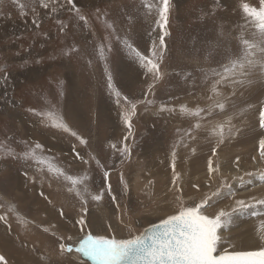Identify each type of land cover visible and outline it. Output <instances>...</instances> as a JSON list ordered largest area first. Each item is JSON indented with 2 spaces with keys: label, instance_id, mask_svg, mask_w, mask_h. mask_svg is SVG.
Instances as JSON below:
<instances>
[{
  "label": "rangeland",
  "instance_id": "obj_1",
  "mask_svg": "<svg viewBox=\"0 0 264 264\" xmlns=\"http://www.w3.org/2000/svg\"><path fill=\"white\" fill-rule=\"evenodd\" d=\"M62 3L63 0H59V4ZM77 3L89 18L87 29L77 23L73 13L60 9L59 4L56 13L37 6L39 27H36L30 10L22 16L13 0H0V67L10 73L5 79L0 72V143L19 154L32 143L40 142L45 154L54 157L68 174L86 172V183L91 191L98 194L104 189V195L100 202L89 200L87 212L81 213L80 201L66 191L63 180L41 177L31 160L24 161L18 155L16 158L0 155V214L14 205L29 221L21 225L9 214L7 225L0 222V255H4L9 264H45L49 260L51 264H87L90 260L82 254H61L56 239L71 236L75 240L80 232L75 221L81 214L87 221V231L127 238L130 233L138 234L143 227L173 214L178 196H182L185 203L199 202L204 195L215 191L223 178L232 184L235 199L249 196L264 199V183L259 181L258 175H245L264 172V162L259 159V139L264 137V130L258 124L264 87L257 83L250 89L237 91L226 112L216 110L203 120L180 112L181 105L194 110L211 103L207 99L211 95V81H205L204 75L217 66L219 57L205 59L210 50L209 42L219 40L222 47L230 46L237 52L241 32L245 38H250L252 31L250 27H241L244 19L240 5L249 3L258 7L259 0H170L159 81L154 82L152 74L131 62L121 45L112 41V51H106V63L114 82L133 102H138L127 141L132 146L130 159H122L108 147L112 143L119 145L128 130L120 116L122 110L106 88L105 61L99 59L97 46L107 44L103 37L109 30L104 20L97 18L96 10L99 9L102 16L106 14L119 35H127L142 51L151 48L153 42L159 45L158 31H152L154 18L146 20L133 11L140 0H77ZM128 12L133 14L132 23L127 19ZM57 21L68 24L65 33H60ZM73 45L78 51L63 55V51ZM150 84H154L151 91ZM221 90L225 96L231 91ZM148 100L153 103H147ZM53 106L88 140L87 146L66 133L45 127L39 116L28 111H44ZM162 107L174 111H161ZM233 112H242L232 121L239 132L218 149L213 159L220 166V172L208 187L207 161L215 139L204 129L225 120ZM197 122L202 128L194 129L197 139L189 141L184 132ZM173 147L176 149L175 170L180 174L177 183L182 192L172 183ZM77 152L85 159L95 155L105 165V170L109 171L106 183L100 167L94 161L90 165L83 164ZM238 156L239 171L236 168ZM233 176H243L244 184L233 180ZM250 179L254 185L248 184ZM108 185L111 195L107 192ZM193 185H199V190ZM233 204L234 199L226 196L208 208L207 214H214L219 208L228 209ZM257 210L264 212V209ZM260 220H264V216L252 217L249 213L237 216L232 226L219 232L221 250H231L230 245L238 250L258 246L256 230ZM43 228L50 231L44 232ZM52 232L56 236H52ZM76 255L84 260H78Z\"/></svg>",
  "mask_w": 264,
  "mask_h": 264
},
{
  "label": "snow or ice",
  "instance_id": "obj_2",
  "mask_svg": "<svg viewBox=\"0 0 264 264\" xmlns=\"http://www.w3.org/2000/svg\"><path fill=\"white\" fill-rule=\"evenodd\" d=\"M13 2L17 4L20 15L26 16L28 10L32 12V23L36 27H39L37 6L49 10L51 13H56L58 11L57 4H59V0H26L23 3L20 0H13ZM240 7L244 19V25L241 27L252 29L250 38H245L244 32H241L238 38L240 47L237 52H234L230 46L222 47L219 40L215 43L209 42L210 50L206 53L205 59L219 57L216 60L217 66L209 69L204 75L205 81H211V95L207 97L211 103L206 108L197 107L194 110L181 105L180 112L182 114L200 117L203 120L211 117L216 110H219L220 113L226 112L230 100L236 96L237 91L250 89L257 83L264 87V0H259L258 7L249 3H243ZM59 8L67 9V11L73 13L77 23H82L84 28L90 27L89 18L82 13L77 0H63V3L59 4ZM141 9H143L142 12ZM133 11L140 13L146 20L154 18L155 28L152 31H158L159 45L153 42L151 48L142 51L127 35L124 37L119 35L115 24L106 19V14L102 16L100 10H96L97 17L104 20V26L109 30L108 34L103 37L107 44L101 43L97 46L99 59L105 61L106 88L109 95L114 97L118 108L122 110L120 116L128 130V135H125L119 145L112 143L108 147L118 153L122 159H130L131 157L132 146L127 141L132 132V118L136 115L138 102H133L128 95H125L116 86L112 72L106 63V51L111 52L112 41H117L131 62L137 64L146 73L152 74L154 82L161 80L160 61L166 46L165 36L168 35L166 26L169 20L170 0H154V2L153 0H140L139 6H134ZM126 16L129 23L134 22L131 12L126 13ZM57 22L60 25V33H65L68 24L62 21ZM219 35L221 37L224 35L222 30ZM77 51L78 49L73 45L64 50L63 55L70 56ZM25 64H27V61H25ZM0 72H3L5 79L10 75L2 67H0ZM153 87L154 84H150L149 90L151 91ZM222 88L231 91L225 96L221 90ZM61 95H63L62 92ZM144 95L147 97L148 93L146 92ZM147 103L151 104L153 101L148 100ZM165 110L174 111V109L161 108V111ZM28 111L39 116L45 127L66 133L74 137L81 145H88V140L75 131L54 106L44 111H37L36 109H29ZM241 115L242 112H233L225 120L214 124L211 128L204 129L208 136L215 139V144L211 147V156L207 161L208 187H211L213 179L220 172V166L214 163L213 158L218 155V149L221 145L238 134L239 129H234L232 121ZM258 115L259 128L264 130V103L260 104ZM201 128L202 125L197 122L184 132V137L189 141H195L197 137L193 135V131ZM185 146L187 147V144ZM73 151H75V147H73ZM192 151L195 152V149L193 148ZM0 155L12 156L13 158L18 155L24 161L31 160L35 170L41 174V177L47 176L49 180L56 181L63 180L67 185L66 191L80 201L81 213L87 212L86 205L89 200L100 202L103 198L104 189H101L97 194L89 188L86 183L88 180L86 172L83 175L68 174L62 165L55 162L54 157L45 154L44 146L40 142L32 143L24 152L19 154L11 147L0 143ZM76 155L83 164L90 165L94 161L103 171L104 181L107 182L109 171L105 170V165L95 155L89 156L88 159L80 156L78 152ZM172 156V183L178 191L182 192L177 183L180 174L175 170V147H173ZM255 159L256 157H253V160ZM259 159L264 162V137L259 139ZM239 162L240 157L238 156L236 157L237 171H239ZM245 175L249 177L258 175L259 181L264 183V172L258 174L248 172ZM25 176H27L26 172ZM32 179L35 181V177ZM232 179H238L242 185L244 184L243 176H233ZM121 182L124 183L123 174H121ZM248 184L254 185L253 180L250 179ZM193 187L199 190V185H193ZM107 192L111 195L110 185L107 187ZM41 195L43 196V193ZM226 196L234 199V204L230 208H219L214 214H207L208 208ZM235 197L236 193L233 191L232 184L228 182L227 178H223L220 186L210 194L204 195L199 202L190 201L185 203L182 196H178V205L173 214L160 219L158 223L149 224L138 234L130 233L127 238L93 234V232L87 231V221L84 215L81 214L80 218L75 221V224L80 226L79 235L75 240L71 236L67 238L56 237L59 252L61 254L73 252L78 255L82 254L83 257L92 261V264H264V220H260L256 230L260 242L258 246L249 250H238L230 245L231 250H221L219 232L232 226L233 220L237 216H243L246 213L257 218L264 216V212L257 210L264 209V199H257L254 196H249L247 199H235ZM44 199L48 203H52L47 196ZM9 214L15 216L17 222L21 225L29 223L14 205H10L4 214H0V222L7 225ZM60 214L63 215L62 210ZM43 231L49 232L50 230L49 228H43ZM51 235L56 236V233L52 232ZM0 264H9L4 255H0ZM45 264H51V261H45Z\"/></svg>",
  "mask_w": 264,
  "mask_h": 264
},
{
  "label": "bare ground",
  "instance_id": "obj_3",
  "mask_svg": "<svg viewBox=\"0 0 264 264\" xmlns=\"http://www.w3.org/2000/svg\"><path fill=\"white\" fill-rule=\"evenodd\" d=\"M19 177H20V176H19ZM21 187H22V186H21ZM26 188H27V186H26ZM21 190H22V189H21ZM40 199H41V198H40ZM102 211H103V210H102ZM102 211H101V212H102ZM103 212H104V211H103ZM104 218H105V216H104ZM1 227H2V226H1ZM4 229H5V228H4ZM71 255H72V254H71ZM76 256H77V255H76ZM80 257H81V256H80ZM80 257L77 256V259L83 261L84 259H80ZM20 260H21V259H20ZM85 261H86V260H85ZM24 262H26V261H24ZM24 262H23V263H24ZM86 263H87V264H88V263H89V264H92V263H90V261H89V262L86 261Z\"/></svg>",
  "mask_w": 264,
  "mask_h": 264
},
{
  "label": "crops",
  "instance_id": "obj_4",
  "mask_svg": "<svg viewBox=\"0 0 264 264\" xmlns=\"http://www.w3.org/2000/svg\"><path fill=\"white\" fill-rule=\"evenodd\" d=\"M97 18H98V17H97ZM98 19H99V18H98ZM99 20H100V19H99ZM106 42H107V41H106ZM17 75L19 76V74H17ZM9 82H13V81H10V80H9ZM12 84H13V83H12Z\"/></svg>",
  "mask_w": 264,
  "mask_h": 264
},
{
  "label": "water",
  "instance_id": "obj_5",
  "mask_svg": "<svg viewBox=\"0 0 264 264\" xmlns=\"http://www.w3.org/2000/svg\"><path fill=\"white\" fill-rule=\"evenodd\" d=\"M156 223H158V222H156ZM146 227V226H145ZM145 227H143V228H145ZM143 230V229H142Z\"/></svg>",
  "mask_w": 264,
  "mask_h": 264
}]
</instances>
